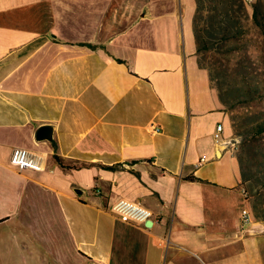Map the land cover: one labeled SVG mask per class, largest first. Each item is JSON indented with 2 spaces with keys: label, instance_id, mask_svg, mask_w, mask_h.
Segmentation results:
<instances>
[{
  "label": "crops",
  "instance_id": "0c3cea01",
  "mask_svg": "<svg viewBox=\"0 0 264 264\" xmlns=\"http://www.w3.org/2000/svg\"><path fill=\"white\" fill-rule=\"evenodd\" d=\"M194 13V0H0L1 264H264V222L240 224L237 152L213 140L233 129L198 66ZM14 148L40 169L13 168ZM117 200L149 227L113 214Z\"/></svg>",
  "mask_w": 264,
  "mask_h": 264
},
{
  "label": "trees",
  "instance_id": "16d2710c",
  "mask_svg": "<svg viewBox=\"0 0 264 264\" xmlns=\"http://www.w3.org/2000/svg\"><path fill=\"white\" fill-rule=\"evenodd\" d=\"M195 1V13L193 16V31L196 42V56L198 66L202 69L207 70L209 80L212 86L216 89L222 106L228 112L235 111L237 105L249 103L247 109H254L250 112L239 113L238 115L231 118L233 133L236 136L242 137V147L252 148V142L246 135L250 134V137H257L264 134V114L262 111L257 110V106L264 102V89L260 88L259 85H264V75L258 71H253L255 79L250 75L249 67L243 64L244 68L239 72V79L236 77L232 79L230 88L225 90L222 84H219V77L216 76V66L213 61L206 62L203 52L209 50L210 41L205 40L203 35L200 34V30H206L211 27L205 22L203 13L208 14L210 20L215 19L217 27L224 33L218 40L217 43H221L226 46L228 43H238L239 39H242L247 33V27L244 25L246 14L240 13L236 10V0H208L211 2L210 7H205L203 0ZM244 9L242 3L244 0H239ZM252 21L258 28L264 43V22L259 19V11L255 4L252 5ZM219 17V18H218ZM245 19V20H244ZM212 28V27H211ZM231 52L239 50L238 46H232L229 48ZM221 64V63H220ZM222 65V64H221ZM225 68V66H223ZM222 67V68H223ZM252 74V75H253ZM260 78V79H259ZM252 117L251 121H247ZM249 139V140H248ZM54 160L62 168H74L64 164V161L59 156H54ZM243 158L238 159L240 169H242ZM111 169V168H109ZM242 174V173H241ZM243 179V177H242ZM244 181V179H243Z\"/></svg>",
  "mask_w": 264,
  "mask_h": 264
},
{
  "label": "rangeland",
  "instance_id": "374dc122",
  "mask_svg": "<svg viewBox=\"0 0 264 264\" xmlns=\"http://www.w3.org/2000/svg\"><path fill=\"white\" fill-rule=\"evenodd\" d=\"M203 1L206 8L211 6L210 1ZM242 4L244 9L241 10L242 5L239 0H236V10L242 14H246V21H243V23L248 29L246 35L242 39H239L238 43H228L226 46L217 43L223 32L217 27L215 19L210 20L208 14H202L205 22L212 27L209 30L208 28L200 30V34L203 35L204 39L210 41L209 50L204 51L203 56L207 58L205 60L207 63L210 61L215 63L216 76L219 77V84H222L225 90L230 88L233 77L239 79L240 73L237 71H241L244 68L243 64L249 67L248 70L252 72L250 76L253 79L256 78L253 71H258L264 75V43L258 28L251 19L253 12L252 5L255 4L259 11V19L264 22V0H244ZM234 45L238 46L239 50L231 52L229 48ZM259 86L264 89V85ZM247 104L249 103L237 105L236 110L233 112H228L224 109L228 112L230 121L236 114L254 110L247 109L250 106ZM257 110L262 111L261 113L264 114V102L257 106ZM251 120L252 117L247 119L248 122ZM246 136L251 140L252 148L247 147L246 149L242 147V137L236 136L234 133L231 138L236 143L235 151L237 152L238 159L243 158L241 173L248 195L250 196V213L253 220L256 219L257 221L264 222V134L257 137H250V134Z\"/></svg>",
  "mask_w": 264,
  "mask_h": 264
},
{
  "label": "built area",
  "instance_id": "2783aa9c",
  "mask_svg": "<svg viewBox=\"0 0 264 264\" xmlns=\"http://www.w3.org/2000/svg\"><path fill=\"white\" fill-rule=\"evenodd\" d=\"M153 132L158 133L160 129L158 127L151 126ZM222 126L217 125L213 133V140L215 145L222 151L228 149L235 151L236 143L233 142L232 138L224 139L221 136ZM10 165L17 171L22 172L25 170H39L40 163L38 159L33 157L31 153L23 148H14L10 154ZM244 195L246 191L243 190ZM110 210L113 214L117 215L120 219L126 222H132L136 224H144L151 218V212L142 208L138 204L130 203L124 200L115 201ZM253 217L248 208L241 210L240 224L241 226H247L252 223Z\"/></svg>",
  "mask_w": 264,
  "mask_h": 264
},
{
  "label": "water",
  "instance_id": "95a60500",
  "mask_svg": "<svg viewBox=\"0 0 264 264\" xmlns=\"http://www.w3.org/2000/svg\"><path fill=\"white\" fill-rule=\"evenodd\" d=\"M42 130V129H41ZM149 225H150V221H147L146 223H145V226L146 227H149Z\"/></svg>",
  "mask_w": 264,
  "mask_h": 264
}]
</instances>
